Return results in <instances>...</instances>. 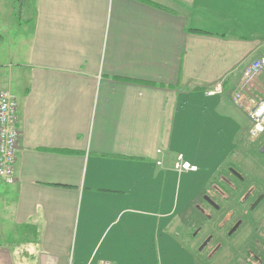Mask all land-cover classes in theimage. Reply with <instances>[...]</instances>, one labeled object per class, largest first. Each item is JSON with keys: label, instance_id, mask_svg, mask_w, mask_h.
<instances>
[{"label": "crops", "instance_id": "1", "mask_svg": "<svg viewBox=\"0 0 264 264\" xmlns=\"http://www.w3.org/2000/svg\"><path fill=\"white\" fill-rule=\"evenodd\" d=\"M259 57L264 0H0L20 131L0 264H197L199 198L246 146L232 99ZM243 93L263 99L264 73Z\"/></svg>", "mask_w": 264, "mask_h": 264}, {"label": "flooded vegetation", "instance_id": "2", "mask_svg": "<svg viewBox=\"0 0 264 264\" xmlns=\"http://www.w3.org/2000/svg\"><path fill=\"white\" fill-rule=\"evenodd\" d=\"M245 144L244 154L247 151V155L237 153V162L226 163L208 185L209 189H204L200 195L197 210L204 223L193 229L188 242L190 245L195 242L196 252L205 259L224 250L230 244L229 239L242 227L247 229L249 238L260 230L264 232V180L255 182L251 177L252 173H260L264 179V135L249 137ZM247 157L254 169L248 167ZM254 245H257L255 240Z\"/></svg>", "mask_w": 264, "mask_h": 264}, {"label": "built area", "instance_id": "3", "mask_svg": "<svg viewBox=\"0 0 264 264\" xmlns=\"http://www.w3.org/2000/svg\"><path fill=\"white\" fill-rule=\"evenodd\" d=\"M259 73H264V57H259L248 63L241 72L242 89L233 96V103L244 110L248 117L250 138L264 135V98L255 100L247 97L243 92L253 78ZM222 84L218 83L208 91V96L222 94ZM20 139L17 120V104L13 95L7 91L0 92V179L6 184H13L15 180L14 165L16 152ZM177 172L195 171L196 168L177 156L173 166ZM100 264H107L102 262Z\"/></svg>", "mask_w": 264, "mask_h": 264}, {"label": "rangeland", "instance_id": "4", "mask_svg": "<svg viewBox=\"0 0 264 264\" xmlns=\"http://www.w3.org/2000/svg\"><path fill=\"white\" fill-rule=\"evenodd\" d=\"M248 125V121L244 120V128H247ZM244 151L245 148H242L237 153H242V156H246L248 152L246 151V153L244 154ZM251 155L252 154L248 156L251 157ZM236 157L237 156H235V158H232L230 163H236ZM249 157H247L248 159H246L248 161V167H252V161L249 160ZM252 168L254 169V167ZM251 177L253 178V180H255V182L264 180L263 178H261L262 176L260 173H252ZM261 231L262 230L256 233L255 236L249 238L247 229H245V227H242L229 239L230 244H227L224 250H220L219 253H217V255H215L211 259H205L203 254L196 253V256H198L197 264H264V232ZM254 240L257 241V245H254ZM192 251L194 253V249Z\"/></svg>", "mask_w": 264, "mask_h": 264}, {"label": "water", "instance_id": "5", "mask_svg": "<svg viewBox=\"0 0 264 264\" xmlns=\"http://www.w3.org/2000/svg\"><path fill=\"white\" fill-rule=\"evenodd\" d=\"M204 245H205V243L203 244V246H204ZM203 246H202V247H203Z\"/></svg>", "mask_w": 264, "mask_h": 264}]
</instances>
